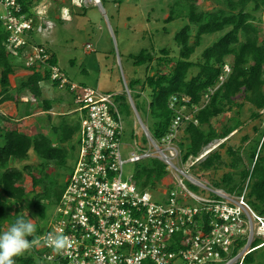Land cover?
I'll return each mask as SVG.
<instances>
[{
  "label": "built area",
  "instance_id": "1",
  "mask_svg": "<svg viewBox=\"0 0 264 264\" xmlns=\"http://www.w3.org/2000/svg\"><path fill=\"white\" fill-rule=\"evenodd\" d=\"M0 20L10 33L8 48L16 58L29 67L47 63V48L34 42L33 36L47 31L49 20L25 12L19 0H0ZM230 72L231 65L226 63L219 85ZM55 79L74 94L81 128L77 162L55 216L36 234L38 243L31 248L43 259L65 264H241L248 253L264 245V214L249 203L247 188L240 195L231 194L209 188L187 172L211 149L184 162L176 146L181 128L190 122L199 123L194 117L199 106L190 110L189 97L171 98L175 116L160 141L144 128L155 150L133 151L124 158L125 127L114 95L71 82L58 67L53 70L51 80ZM213 92L211 89L205 94V104ZM151 157L161 159L167 170L175 173L174 185L166 191L160 186L155 191L141 190L135 170L125 174L127 163ZM192 186L204 193L194 192ZM161 192L165 198L155 201ZM50 233L66 237V252L57 254L46 245ZM257 240L262 243L254 247ZM242 241L245 243L234 253Z\"/></svg>",
  "mask_w": 264,
  "mask_h": 264
},
{
  "label": "trees",
  "instance_id": "2",
  "mask_svg": "<svg viewBox=\"0 0 264 264\" xmlns=\"http://www.w3.org/2000/svg\"><path fill=\"white\" fill-rule=\"evenodd\" d=\"M23 10L30 13L34 6L33 0H19ZM181 6H173L166 22L176 18L187 17V23L176 32L174 41L180 48L178 55L173 49L163 48L159 56L150 50H143L135 57V64L151 67L154 62L157 66L154 74H149L143 81V88L149 89L151 95V115L154 123L149 128L156 140H161L168 132L175 111L170 108L173 96H187L190 98L188 108L199 106L194 113L198 124H186L188 142L182 144L183 161L190 156H198L203 148L216 139H225L242 124L238 116L230 118L221 130L213 125V119L230 112L234 107L242 110L245 103L251 105L252 118H260L264 109V39H261L259 23L262 19L256 13L263 11L264 0H215L216 6L206 11L195 3V0H183ZM177 4L179 2L177 1ZM178 9V10H176ZM196 27V29L193 28ZM222 33L220 38L212 45L206 47L200 56L198 50L203 44L205 36ZM7 31L3 21L0 20V105L4 102L14 101L18 114L21 117L30 116L33 104L25 99L26 92H30L36 102H42L43 110L52 108V101L42 96V81L50 82L60 88L59 80L52 81L54 67H58L56 56L47 48L50 54L43 70H36L35 66L21 64L33 71L27 81L12 90L11 75L15 70V55L8 48ZM41 44V42L39 43ZM23 55V50H19ZM226 63H230L231 72L226 80L219 85L220 76ZM193 70H197L192 75ZM219 85V86H218ZM68 89V87H67ZM210 100L205 104L204 96L210 90ZM241 98L242 101L238 100ZM75 99V98H74ZM26 104L22 111L21 104ZM205 104V105H204ZM238 110V111H239ZM62 118L65 115H60ZM5 116L0 114V232L15 221L18 216L30 218L23 212L30 191L22 183L25 174L32 177L33 187L42 186V192L35 193L31 205L35 215L40 220L47 218L48 205H57L66 188V181H59L49 174L51 162L62 167L68 160L71 148L68 144L79 133V126L68 123L62 119L58 125H53V133L57 135L58 142L43 132L36 134L23 133L20 130L2 126ZM248 137L244 139L247 140ZM258 148L249 154V164L241 157L242 150L228 148L227 152L233 157L230 168L221 180L215 181L214 187L226 190L231 194L240 195L247 188V199L252 207L260 214H264V131L261 133ZM79 145V141H78ZM225 146V142L220 144ZM32 150L42 159L39 166L41 174L33 173V168L26 164L23 169L11 166V161L24 162L30 158ZM223 164L220 151L210 152L205 160L198 165L199 171L216 170ZM238 171V172H236ZM167 165L159 158L151 157L135 164V181L141 190L155 191L162 180L169 176ZM192 189L198 188L192 186ZM38 225V224H37ZM44 226H37L38 233ZM37 233V234H38ZM34 237L36 235L34 234ZM30 240L33 237H29ZM257 240L254 247L262 242ZM245 242L242 241L236 248V253ZM39 260V262H37ZM65 264L63 261H48L39 253L30 249L24 254L15 257V264ZM219 264V263H213ZM242 264H264V246L248 253Z\"/></svg>",
  "mask_w": 264,
  "mask_h": 264
},
{
  "label": "rangeland",
  "instance_id": "3",
  "mask_svg": "<svg viewBox=\"0 0 264 264\" xmlns=\"http://www.w3.org/2000/svg\"><path fill=\"white\" fill-rule=\"evenodd\" d=\"M100 2L96 3V0H35L33 6L35 14H39L41 9L46 10L49 15L51 14V19L54 22L43 35H37L35 39L48 46L56 56L58 65L70 80L81 86L115 96L116 105L120 110L125 127L122 137V154L124 158H128L133 151L142 153L155 150L149 144L144 133L145 127L141 121L147 130L154 123L150 108V91L143 88V81L149 74L156 72L154 67L157 66V62H154L149 68L146 65L135 64L134 56L139 55L143 50H150L155 56H159L163 48L171 49V51L173 49V54L178 55L180 48L176 45L174 37L188 20L187 17H178L172 22H166L173 6H181L183 0H101ZM195 3L206 11H210L216 6L215 0H195ZM256 16L262 19L259 27L263 40L264 9L256 13ZM193 28L196 29L195 26ZM221 35L222 33L205 36L203 44L198 50V56L206 47L216 42ZM88 44L91 45L90 48L87 47ZM20 60L19 58L15 59V72L11 75L13 91L21 85V82L27 81L33 73L31 69L25 68ZM36 70L43 69L38 67ZM196 73L197 70H193L192 75ZM40 85L44 90L42 91V100L46 97L56 98L57 94L61 95L60 92L62 91L53 84L47 89L46 86L49 85L47 81H42ZM47 90H51V94L48 95ZM26 93L24 100L33 104L30 106L33 113L30 116L21 117L14 101L4 102L0 105V114L5 116L2 126L11 129L17 128L23 133H32L33 135L42 132L41 129L44 127L47 131L46 134L56 142H58V137L53 133V125H58L60 122L62 123V119H65L68 123L79 126L81 122L80 112L77 111L78 105L75 104L73 94L68 93L67 98L66 93L63 94L62 97L65 99L62 101H65L66 105L63 107L56 106L53 109L55 113H50L52 117L49 118V114L40 113L43 110L42 102H36L30 92ZM238 100L242 101L241 98ZM25 108L26 104L22 103L20 110L23 111ZM238 110V107H234L232 111L213 119V125L221 130L226 123H229L231 117L238 116L242 122L239 128L227 138L216 139L203 148V150L211 148L209 152L216 150L221 152L223 156L221 167L216 170L199 171L198 165L205 160L206 157H204L187 171L209 188L231 170L230 163L233 157L228 154V148L242 150L241 157L245 163L249 164L250 152L258 148L261 143L259 138L264 131V113L260 118H252L251 105L248 102L245 103L242 110ZM62 112L65 113L63 118L59 114ZM186 126L181 128L176 141V146L181 155H183L182 144L186 145L188 142ZM79 136L80 134L76 133L68 144H64L71 150L67 162L62 167L53 162L49 165V174L55 176L58 182L66 181L76 165ZM246 137L248 138L244 141ZM223 142H225V146L221 147L220 144ZM138 143L144 145L141 146ZM160 146L166 147L164 144H160ZM41 162H43L42 159L32 150L29 159L24 162L11 161V166L23 169L26 164H29L33 168V173L39 176L41 174L39 170ZM180 166L182 167L181 164ZM134 170L135 163L125 165L127 176L133 174ZM169 173L170 175L163 179L160 184L159 188L162 191H166L169 186L174 185L175 173L171 170ZM178 175L185 178L180 173ZM22 183L30 191L23 212L36 224V232L34 233L36 235L38 233L37 226H46L55 216L56 205H48L47 218L40 220L35 215L31 200L35 193L42 192V186L34 188L32 177L29 174H25ZM198 189L201 190L199 187ZM194 192L200 193L199 190L198 192L194 190ZM163 197L165 198V194L161 192L158 193V197L155 195L154 200L159 202Z\"/></svg>",
  "mask_w": 264,
  "mask_h": 264
},
{
  "label": "clouds",
  "instance_id": "4",
  "mask_svg": "<svg viewBox=\"0 0 264 264\" xmlns=\"http://www.w3.org/2000/svg\"><path fill=\"white\" fill-rule=\"evenodd\" d=\"M100 1L101 0H96V3H101ZM29 14L36 15L38 17L43 15L45 20H49L51 22L50 25H48V28H50L52 26V23H54L53 20L51 19V14L49 15V13H47L46 10L41 9L39 14H35L34 9L32 7ZM45 32L35 33L33 36V41L36 43H40L39 41H37L35 39V37L37 35H43ZM41 44L45 45V47H48L45 43L41 42ZM87 47H88V45H87ZM35 67L38 69L37 66H35ZM66 76H67V74H66ZM67 78L70 80V78L68 76H67ZM70 81L73 82L72 80H70ZM60 89H66L69 91V89H67V88H61L60 87ZM69 92L71 93V91H69ZM108 94H110V93H108ZM141 123H142V121H141ZM208 153H210V152H208ZM208 153L206 154V156L208 155ZM69 176H68V178H69ZM68 178L66 179V184H67ZM219 189H221V188H219ZM199 192H200L199 194L204 193V191H201L200 189H199ZM35 232H36V224L33 222V220L31 218L26 219L24 216H18L15 219V221L10 225V227H8L7 230L0 232V264H15V257H18V256L24 254L25 252L30 250L36 243H38V241L34 237ZM29 237H33V239L30 240ZM45 243L48 247H50L57 254H62L63 252H66L67 248H68V240L66 239L65 236H63L62 234H59V233H50L48 235ZM254 245H255V243H254ZM242 262H241V264H242ZM236 264H240V263L237 262Z\"/></svg>",
  "mask_w": 264,
  "mask_h": 264
},
{
  "label": "crops",
  "instance_id": "5",
  "mask_svg": "<svg viewBox=\"0 0 264 264\" xmlns=\"http://www.w3.org/2000/svg\"><path fill=\"white\" fill-rule=\"evenodd\" d=\"M49 83V85L48 86H46V87H48L47 89H49V87L51 86V84H50V82H48ZM58 89H60V88H58ZM42 90H43V88H42ZM62 92H60V96H59V94H57L58 96H56V98H47V99H49V100H51L52 101V108L51 109H49V110H42V112H40V113H42V114H44V113H47V114H49L48 115V117L50 118V117H52L51 116V114L50 113H55V111L53 110V109H55V107L56 106H61V107H63V106H65L66 105V102L65 101H62V100H64L65 98L64 97H62V95L63 94H65L66 93V98H67V94L68 93H70V92H68V91H64L63 89H60ZM44 91V90H43ZM48 91V95L49 94H51V90L49 91V90H47ZM72 94V93H71ZM75 98V97H74ZM75 100V99H74ZM53 102H55V103H53ZM75 104L77 105V103H76V101H75ZM60 115H64L65 113L64 112H62V113H59ZM41 115V114H40ZM50 120V119H49ZM42 132L43 133H47V131H46V129L43 127L42 129Z\"/></svg>",
  "mask_w": 264,
  "mask_h": 264
},
{
  "label": "water",
  "instance_id": "6",
  "mask_svg": "<svg viewBox=\"0 0 264 264\" xmlns=\"http://www.w3.org/2000/svg\"><path fill=\"white\" fill-rule=\"evenodd\" d=\"M134 106V105H133ZM134 108H135V106H134ZM137 111V110H136ZM142 125L146 128V126H145V124L142 122ZM147 129V128H146Z\"/></svg>",
  "mask_w": 264,
  "mask_h": 264
}]
</instances>
